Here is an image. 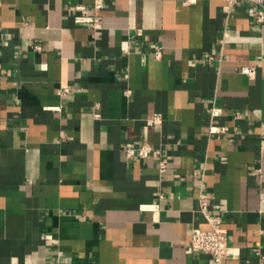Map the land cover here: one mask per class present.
<instances>
[{
  "label": "crops",
  "instance_id": "1",
  "mask_svg": "<svg viewBox=\"0 0 264 264\" xmlns=\"http://www.w3.org/2000/svg\"><path fill=\"white\" fill-rule=\"evenodd\" d=\"M101 1L0 0V264H214L190 242L208 215L222 264H264L254 5Z\"/></svg>",
  "mask_w": 264,
  "mask_h": 264
},
{
  "label": "built area",
  "instance_id": "2",
  "mask_svg": "<svg viewBox=\"0 0 264 264\" xmlns=\"http://www.w3.org/2000/svg\"><path fill=\"white\" fill-rule=\"evenodd\" d=\"M191 0H184L187 4ZM254 5V17L257 23L264 24V0H248ZM226 8H230L237 0H226ZM104 4L101 0H96L94 4V11L98 12L103 8ZM74 9L79 13L75 16V20L79 23H86L92 27H97L100 23V17L96 14H90L86 6L78 4L74 6ZM37 49L41 48L40 43L35 45ZM157 56H161V51L158 50ZM243 73L253 76L256 71L252 66H245ZM221 110L217 106L211 108V116L213 119L218 117ZM228 127H221L220 131H226ZM153 148L149 144H144L140 148L129 147L127 153L130 157L139 155L143 158H147L152 153ZM160 170L164 171L167 167L166 160H161ZM202 210L207 212V200L205 197L200 199ZM208 219L211 222L212 227L210 229H202L200 227L191 228L190 242L191 246L197 250H200L210 255L214 261V264H222L223 260L228 256L230 250L229 243V230L224 226L222 219L218 216L208 215Z\"/></svg>",
  "mask_w": 264,
  "mask_h": 264
}]
</instances>
